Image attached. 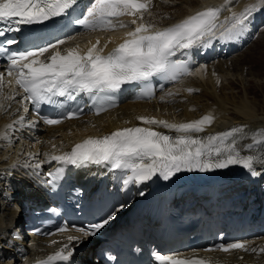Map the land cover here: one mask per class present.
Returning <instances> with one entry per match:
<instances>
[{"label":"snow or ice","instance_id":"obj_1","mask_svg":"<svg viewBox=\"0 0 264 264\" xmlns=\"http://www.w3.org/2000/svg\"><path fill=\"white\" fill-rule=\"evenodd\" d=\"M78 2L79 0H0V24L4 25L0 27V37H6L7 33L20 32L23 25L43 24L54 18L67 16ZM231 2L232 0H226V3ZM147 9L148 4L143 0H94L87 7L86 15L77 18L74 23L88 30H112L116 27L113 18L136 16L140 13L142 19L143 11ZM252 11L253 8H248L239 14L233 12L232 16L227 18L230 26L220 32V37L230 39L243 32ZM221 12L220 7H209L164 29L153 30L154 25L140 24L127 34L128 38L123 43L106 55L103 54V49L98 48L100 42L97 41L84 53L78 48H73L67 55L55 52L47 62L38 59L50 49L64 44L62 39L55 44L11 52L7 57L8 75L13 76L15 72V83L24 93L21 100L30 102L44 123L56 125L61 123L60 119L40 115L39 109L42 105L63 107L65 101H75L82 93L93 96L115 92L124 84L148 81L155 75L177 80L182 74H190L187 61L174 60L173 57L177 53L187 55L194 47L205 45L215 37L218 28L224 27L222 23H218ZM132 23L135 24L136 20ZM3 43L13 45L17 40L6 38ZM0 51L7 52L8 49L0 45ZM3 79L4 73H0V87L3 86ZM8 83L11 84L12 81L9 80ZM145 95H151V92H146ZM102 110L97 109V113ZM24 111H28V108L25 107ZM77 114L70 111L65 118H74ZM138 119L145 125H159L173 130L177 135H168L152 127H126L101 138L89 137L75 144L70 152L52 155L49 162L57 161L74 166L108 163L114 169L131 172V175L123 180L125 185L132 181H147L157 175L168 180L182 170L204 172L235 164L242 165L252 175H257L254 164L258 162L264 165V158L241 155L238 149V141L248 135L245 126L234 127L205 139L193 134L202 132L205 125L212 123L213 117L210 115L181 124L148 117ZM251 138L257 145H264V128L252 133ZM248 147L252 148L253 145ZM36 167L41 165L37 164ZM62 173L63 169L48 172L46 183L55 187L62 178ZM111 218L110 216L101 223L91 224L87 229L77 228L76 231L85 236L95 235ZM67 230V226L59 229L60 232ZM68 239L71 241L78 237L69 236ZM218 247L225 252L235 249L248 250L246 243L242 241L220 244ZM67 249L68 245L65 244L40 264L69 260L72 253ZM251 251L255 252L256 249ZM260 251L264 252V248ZM154 255L161 264H209L203 259L182 260L160 253Z\"/></svg>","mask_w":264,"mask_h":264},{"label":"bare ground","instance_id":"obj_2","mask_svg":"<svg viewBox=\"0 0 264 264\" xmlns=\"http://www.w3.org/2000/svg\"><path fill=\"white\" fill-rule=\"evenodd\" d=\"M178 1H180L179 5ZM209 7L222 8L218 23H222L224 27L219 28V32L230 26L227 18L231 17L233 12L239 14L245 9L253 8L249 19L250 24L247 25L248 21L246 22L247 26L240 33V37L224 39L220 35L217 36L221 42H226L227 50L221 52L222 56L212 64L205 65L204 63L193 76L183 79L179 84L161 93L158 101L125 102L101 117L87 116L59 127L48 128L40 126L35 118L30 117L28 111H24L25 107L16 93L12 90L0 89V264H33L38 258H45L42 253H32L27 246V249L24 248L19 238L18 227L21 218L16 206V191L24 176L23 167L40 170L44 168L52 155L69 152L75 144L89 137H103L126 127H152L156 131L175 136L177 133L173 130L159 125H145L138 117L155 118L181 124L210 115L213 117L212 123L205 125L204 130L194 133V136L206 139L210 135L228 131L234 127L245 126L248 135L238 141L241 155L264 154V145H257L251 138L252 133L264 128V114L249 109L248 106L256 108L251 100L242 99L233 95L232 92H228L231 90L230 86H223L218 80L220 74L224 75L225 73L230 76L232 72L245 78L246 71L237 65L238 56L229 58V55L241 48L244 42L249 39L253 24L264 22V0H232L231 3H226V0H150L148 9L143 11L142 19L140 13H137L136 16L124 15L122 17L121 20L127 21L126 26L129 24L130 30L126 27L121 30L116 27L112 30L103 29L104 35L95 37L92 42L89 39L78 47L83 46L86 49L88 44L92 45L99 41L98 48L103 49V53H107L119 43H123V39L128 38L127 34L134 31L140 24L154 25L153 30L164 29ZM133 20H136L135 24L132 23ZM212 39L209 41L212 42L211 49L206 48L209 42L200 48L199 54L204 53L206 59L213 54L215 41ZM79 50L83 52V49ZM238 104L245 105L236 107L230 113V107ZM21 117H23L22 122ZM38 130H41V133L36 134L37 144H30L21 136L22 133L28 131L34 133ZM248 145H253V147L249 148ZM37 164H40L41 167L37 168ZM9 187H11L10 190ZM68 237L65 236L60 246L73 242ZM73 237L75 236L73 235ZM89 242L91 241H84L82 245H87ZM76 246L78 244L73 242L67 251ZM254 248L255 252L240 253V256H244L243 260L239 259L238 255L223 257L229 258L233 264H264V252L260 251L261 248H264V237L256 241Z\"/></svg>","mask_w":264,"mask_h":264},{"label":"rangeland","instance_id":"obj_3","mask_svg":"<svg viewBox=\"0 0 264 264\" xmlns=\"http://www.w3.org/2000/svg\"><path fill=\"white\" fill-rule=\"evenodd\" d=\"M167 1V0H166ZM178 1V5H179ZM264 21V20H263ZM118 22V23H117ZM116 23L120 26L124 21L118 20ZM263 24V23H262ZM257 23L253 28V35L247 43L238 51L239 68L246 71L245 78L239 76L237 73L232 72L228 74L219 75V82L223 86H230L233 95L240 98L251 100L256 108L249 109L255 112L264 114V24ZM124 25V23H123ZM254 25V24H253ZM251 73V74H250ZM248 75H251L248 77ZM227 76V77H226ZM245 104H238L230 107V113L236 107H243ZM235 115V114H234ZM1 216V214H0ZM1 218V217H0ZM4 244V243H3Z\"/></svg>","mask_w":264,"mask_h":264}]
</instances>
